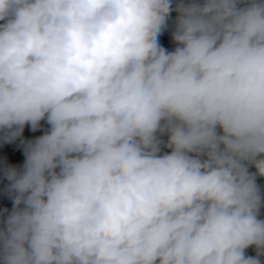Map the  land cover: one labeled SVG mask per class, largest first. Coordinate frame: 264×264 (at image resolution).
<instances>
[{
	"label": "clouds",
	"instance_id": "clouds-1",
	"mask_svg": "<svg viewBox=\"0 0 264 264\" xmlns=\"http://www.w3.org/2000/svg\"><path fill=\"white\" fill-rule=\"evenodd\" d=\"M0 21V141L48 125L0 167V264H264V0H0Z\"/></svg>",
	"mask_w": 264,
	"mask_h": 264
},
{
	"label": "crops",
	"instance_id": "crops-1",
	"mask_svg": "<svg viewBox=\"0 0 264 264\" xmlns=\"http://www.w3.org/2000/svg\"><path fill=\"white\" fill-rule=\"evenodd\" d=\"M175 15H176L175 13H172L173 18L175 17ZM0 23H2V21H0ZM160 43L163 47L167 48L168 50H172L175 47L171 39V28H169V30L165 31L161 35ZM41 125L42 127L35 132L31 131L30 125L25 126L22 137L18 138L16 141L12 142L11 144H5L2 141H0V167H2L5 162L7 164L15 165L17 167L22 166L24 162V154H23V147L20 141L21 139L31 140L42 135L45 129H47L48 125L44 121L41 122ZM15 149H18L20 151V155L14 154L13 150ZM3 179L4 178L2 176V173H0V180Z\"/></svg>",
	"mask_w": 264,
	"mask_h": 264
},
{
	"label": "water",
	"instance_id": "water-1",
	"mask_svg": "<svg viewBox=\"0 0 264 264\" xmlns=\"http://www.w3.org/2000/svg\"><path fill=\"white\" fill-rule=\"evenodd\" d=\"M8 182L0 180V211L4 208L11 210L12 201L9 199L7 192L5 191Z\"/></svg>",
	"mask_w": 264,
	"mask_h": 264
},
{
	"label": "built area",
	"instance_id": "built-area-1",
	"mask_svg": "<svg viewBox=\"0 0 264 264\" xmlns=\"http://www.w3.org/2000/svg\"><path fill=\"white\" fill-rule=\"evenodd\" d=\"M14 154L20 155V151L18 149L13 150Z\"/></svg>",
	"mask_w": 264,
	"mask_h": 264
},
{
	"label": "trees",
	"instance_id": "trees-1",
	"mask_svg": "<svg viewBox=\"0 0 264 264\" xmlns=\"http://www.w3.org/2000/svg\"><path fill=\"white\" fill-rule=\"evenodd\" d=\"M2 181H4V182H8L6 179H3ZM9 183V182H8Z\"/></svg>",
	"mask_w": 264,
	"mask_h": 264
}]
</instances>
